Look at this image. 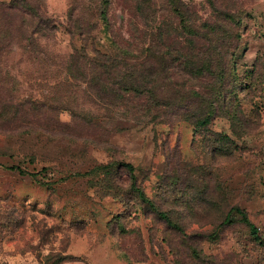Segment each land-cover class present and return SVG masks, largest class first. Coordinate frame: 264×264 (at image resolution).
I'll list each match as a JSON object with an SVG mask.
<instances>
[{"label":"rangeland","instance_id":"obj_1","mask_svg":"<svg viewBox=\"0 0 264 264\" xmlns=\"http://www.w3.org/2000/svg\"><path fill=\"white\" fill-rule=\"evenodd\" d=\"M3 2L0 264H264V0ZM182 2L226 67L208 123L184 116L198 103L177 102L161 119L106 107L73 75L76 53L88 73L102 68L88 64L100 53L116 76L148 67L159 75L162 64L147 54L162 46L159 33L169 32L167 51H187L171 7ZM163 65L170 97L207 96L218 82L195 78L173 57ZM119 162L134 166L144 197ZM234 207L262 241L236 212L225 222Z\"/></svg>","mask_w":264,"mask_h":264},{"label":"trees","instance_id":"obj_2","mask_svg":"<svg viewBox=\"0 0 264 264\" xmlns=\"http://www.w3.org/2000/svg\"><path fill=\"white\" fill-rule=\"evenodd\" d=\"M0 2V5H7L3 1ZM108 2L109 0H104V4H108ZM171 7L175 16L180 19V22L177 24L176 28L178 33L177 40L180 44H187V51L183 52V50H181L179 47L175 48L173 52L167 51L165 37H167L169 32L164 30V35L162 33H159V38L161 39L162 46H151L147 51V54L149 56H152L153 63L160 62V64H162V67L158 71L159 75L155 73V70H150V67H148L149 72L146 69L144 70L148 74L139 75L133 70L128 71L127 73H121L120 76H116V74H113L116 73L114 67H112L111 69H107L109 67L107 62L103 64L99 62L103 61V57H109L108 59H110L111 57L106 54L100 53H97L100 57L88 56V64H93L92 68L94 65H98V67H102L103 69L101 68L100 70H96L95 68V70H92L90 73L86 72L83 68L84 65L82 66L80 62V58H83L84 56L79 53L73 54V57L71 56L74 61L71 62V66L69 65V68L71 70L72 67L73 69L71 71L73 75H75L82 82H85L87 86L92 89V91H95L97 95L96 98L98 100H101L102 103L106 105V107H112L113 105H115L116 108H120L118 110H123V112H126L127 114L132 111L134 114L139 116H153L154 118L161 119L166 115L167 109H170L177 102H186L187 105L193 103L191 107L198 103V106L196 105L194 109L187 108L184 112V116H186L189 120H192L195 126L199 128L201 126L200 124L204 122L208 123V120L212 117V114L215 111L217 99L223 96L221 89L218 90V94L216 96V91L218 89L216 83H223L222 79L227 73L225 70L226 67H224V65L219 60L221 51L216 55V59L214 58V39L211 38L208 34L200 33L201 31L195 27L196 24L192 20L189 14V10L185 7V3L182 2L179 6L172 5ZM102 18L104 20L107 19V13L104 11L102 12ZM224 19L227 22H233V20H235L234 23H236L235 16L230 13H225ZM196 43L199 44L200 47H196ZM232 46L234 48L232 47L231 49H233L234 51L236 47L234 46V44ZM161 47H164L165 49H161ZM122 49H120V52ZM129 54H131L130 50L126 49L123 50L122 54L120 55L126 60L129 57ZM170 57H173L174 61H182L187 71L191 75L195 76V78L210 76L213 78V80H215V77H217L218 82H215L212 93L207 94L206 96L197 90H192L189 93V96H186L185 94L179 92L170 97L166 94L165 91L162 92L166 88L165 81H167L166 73L164 76H162V74H164L162 72H165L163 63L166 64V60ZM201 57H203V59L206 58L205 63L198 64L196 62H192L193 59ZM115 67H117L116 64ZM76 69L79 72H76ZM77 73L83 75V77H80ZM109 78L111 79L112 83L108 80ZM169 98H173V100H167ZM136 99H143L139 106L133 104ZM117 105L122 106L123 108L118 107ZM76 117H81L83 120H85V122L89 124L95 123L93 121L95 117L88 112L80 111L76 113ZM119 165L126 167L131 171L132 185L137 189L141 196L144 197L143 192H141L137 187V177L134 174V166L131 163L124 162H119ZM106 167H109V165ZM10 169H18L22 174L26 173V171H24V169L20 168L19 166H11ZM233 211L239 214L245 221V223H248L256 240L262 241V238L258 232V228L249 220L246 212L240 207L232 208L229 214L226 216L225 222H230L232 220L231 212ZM161 214L164 218H167L165 213L161 212ZM168 223L172 227L180 229V227L176 223H173L169 219ZM194 252L199 258L200 254L195 248Z\"/></svg>","mask_w":264,"mask_h":264},{"label":"crops","instance_id":"obj_3","mask_svg":"<svg viewBox=\"0 0 264 264\" xmlns=\"http://www.w3.org/2000/svg\"><path fill=\"white\" fill-rule=\"evenodd\" d=\"M3 1H9V0H3Z\"/></svg>","mask_w":264,"mask_h":264}]
</instances>
